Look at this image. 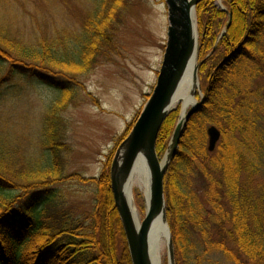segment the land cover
Here are the masks:
<instances>
[{
    "label": "trees",
    "instance_id": "obj_1",
    "mask_svg": "<svg viewBox=\"0 0 264 264\" xmlns=\"http://www.w3.org/2000/svg\"><path fill=\"white\" fill-rule=\"evenodd\" d=\"M223 1L228 11L215 8L213 0H201L195 6L198 60L201 61L198 79L204 93L202 109L205 112L214 106L222 109V126H219L222 138L211 158V166L196 164L202 176L210 181L205 201L215 213L201 204L190 205L191 199L180 189L175 171V165L183 156L180 147L187 148L186 154L193 150L205 154L200 140L192 147L181 139L164 174L166 217L173 239L175 264H179L188 225L198 227L204 223L199 209L211 216L217 229L230 235L240 252L255 264H264V183L258 181L264 161L255 146L264 131L261 127L264 97L259 103L252 101L248 97L247 84L234 91V97H238L235 103L222 96L229 68L233 67L234 75L244 61H264L260 44L264 0ZM125 8L126 0H93L78 31H53L48 36L33 39L12 32L0 13V103L7 99L10 88H14L15 79L27 84L45 83L67 92L70 97L78 76L108 59L115 25ZM248 70L251 71L248 79H253L260 68L254 66ZM22 90L18 87L15 92ZM67 98L55 101L45 113L42 158L19 167L17 160L10 161L0 145V264H131L110 188L107 167L113 151L101 174L87 179L95 184L96 191L93 210L89 213L90 223L85 230L79 222L57 221L56 212L44 213L56 196L51 189L54 183L66 178L82 180L79 174L65 176L64 173L62 155L68 147L60 111ZM202 109L189 118L182 137H187V128L198 119ZM177 118L176 109L167 115L160 127L155 142L159 157L167 148ZM229 134L234 144L226 139ZM215 170L221 178L214 177ZM222 202L231 208L227 211ZM225 224L230 225L228 230H224ZM198 228L204 237V227ZM224 251L231 254L227 249Z\"/></svg>",
    "mask_w": 264,
    "mask_h": 264
},
{
    "label": "rangeland",
    "instance_id": "obj_2",
    "mask_svg": "<svg viewBox=\"0 0 264 264\" xmlns=\"http://www.w3.org/2000/svg\"><path fill=\"white\" fill-rule=\"evenodd\" d=\"M92 1L0 0V13L12 32L30 39L35 36L41 38L53 31H78L83 16L91 8ZM213 5L218 10L228 11L223 0H213ZM196 16L195 7V18ZM167 25L164 0H126V8L115 25L111 50L108 49V59L99 62L89 72L79 75L76 88L70 97L67 92L59 91L45 83L27 84L15 79L13 89L21 87L23 90L15 92L11 87L7 99L0 103V145L9 160L16 159L21 167L24 163L43 157L45 149L42 145V126L45 113L55 101L68 97L60 111L65 124V141L68 147L62 155L64 173L65 176L79 174L82 180L66 178L52 185L51 189L56 196L47 205L44 213L56 212L57 221L69 219L72 224L79 222L83 224L84 230L89 225V213L93 210L96 187L87 179L101 174L113 151L111 164L116 148L130 132L148 99L162 61ZM260 44L264 52V28L260 34ZM253 61H244L238 73L234 75L233 67L229 68L224 80L227 86L222 90L223 98L235 103L238 97H234V91L245 84L249 85L248 97L252 101L259 103L264 97V61L259 59ZM254 66L260 70L255 73L253 79H248L251 75L248 69ZM199 86L200 94L195 95L196 101L200 99V95H204L200 83ZM13 93L16 95L12 96ZM174 107L173 110L177 109L179 117L181 102H177ZM214 107H209L210 110L205 112L202 106L203 112L199 113L198 119L186 130L187 137L181 138L186 145L192 147L200 140L206 155L196 150L186 154L187 148L180 147L183 156L175 165L180 189L186 193L188 199H191L190 205H204L213 214L215 212L205 201V192L210 181L202 176L196 164L209 168L211 158L214 157L222 138L219 127L222 126L220 123L222 109L219 106ZM211 125L218 128L220 138L215 149L209 152L206 129ZM261 127L264 128V121L261 122ZM260 135L261 140L257 141L255 146L264 161V131ZM121 138L123 139L118 142ZM226 139L231 143V134L227 135ZM110 164L107 167L108 172ZM213 174L215 178H221L218 170ZM258 181L264 183V168L258 174ZM143 188L140 182H134L131 189V197L141 220L145 215ZM184 203L187 204V200ZM224 207L227 211L231 208L227 204H224ZM199 211L204 219L201 226L204 227L205 236H202L201 229L198 228L201 226L188 225L185 230L186 243L179 252V264H255L238 250L236 242L226 231L217 229L210 215L201 209ZM229 228V224L224 225V230ZM225 249L231 254L228 255ZM160 255L161 264H167L165 239L160 247Z\"/></svg>",
    "mask_w": 264,
    "mask_h": 264
},
{
    "label": "water",
    "instance_id": "obj_3",
    "mask_svg": "<svg viewBox=\"0 0 264 264\" xmlns=\"http://www.w3.org/2000/svg\"><path fill=\"white\" fill-rule=\"evenodd\" d=\"M200 0H164L167 9L166 43L155 85L144 103L128 135L119 143L109 167L110 188L126 239L131 264H153L148 235L156 217L165 227L167 264H175L172 236L166 217L164 174L173 159L189 118L200 111L203 96L190 105L184 116L180 111L162 158L158 157L155 142L160 127L172 111L186 70L192 60L191 96L200 94L198 81V30L195 6ZM230 16V14H229ZM207 150L213 151L220 138L216 126L206 129ZM142 159L149 172L148 205L139 227L135 226L127 199L128 182L136 162ZM130 192V191H129Z\"/></svg>",
    "mask_w": 264,
    "mask_h": 264
},
{
    "label": "bare ground",
    "instance_id": "obj_4",
    "mask_svg": "<svg viewBox=\"0 0 264 264\" xmlns=\"http://www.w3.org/2000/svg\"><path fill=\"white\" fill-rule=\"evenodd\" d=\"M193 64H194V60L190 62L186 70V74L181 82L180 88L178 89V93L176 94V98L174 99L173 102V107L176 105L177 102H181L182 116L185 115L188 107L196 102L195 96L190 95V91L192 89L190 73ZM149 181H150L149 172L147 166L142 161V159H139L136 162L134 169L132 171V175L129 179L128 193H127L128 205L136 227H139V225L141 224V218L131 197L132 185L134 184V182H138V183L140 182V184L143 185L144 187L143 189L145 193V207H147ZM164 232H165V227L161 222V218L158 216L153 220L148 235L150 257L152 259L153 264H161L160 247L164 239L166 242Z\"/></svg>",
    "mask_w": 264,
    "mask_h": 264
}]
</instances>
